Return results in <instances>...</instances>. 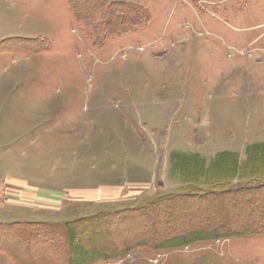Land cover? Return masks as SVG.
<instances>
[{
  "label": "rangeland",
  "instance_id": "obj_1",
  "mask_svg": "<svg viewBox=\"0 0 264 264\" xmlns=\"http://www.w3.org/2000/svg\"><path fill=\"white\" fill-rule=\"evenodd\" d=\"M121 1L151 21L96 48L65 0H0V225L64 232L176 192L195 168L232 164L219 176L237 183L250 154L264 173V0ZM11 249L0 264H17ZM83 264H264V236Z\"/></svg>",
  "mask_w": 264,
  "mask_h": 264
},
{
  "label": "trees",
  "instance_id": "obj_2",
  "mask_svg": "<svg viewBox=\"0 0 264 264\" xmlns=\"http://www.w3.org/2000/svg\"><path fill=\"white\" fill-rule=\"evenodd\" d=\"M65 2L76 23L84 28L85 38L96 48L127 33H138L152 19L150 8L127 1ZM48 46L39 42L34 51ZM250 156L244 180L237 183H233L234 177L219 176L232 171V164L212 167L206 177L195 168L193 181L176 192L75 219L65 224L64 232L43 222L1 224L0 246H13L10 254L17 264H83L114 259L136 247L159 250L217 238L264 236V173L257 172ZM130 219H141L140 225L129 224ZM40 241L42 249H33Z\"/></svg>",
  "mask_w": 264,
  "mask_h": 264
},
{
  "label": "crops",
  "instance_id": "obj_3",
  "mask_svg": "<svg viewBox=\"0 0 264 264\" xmlns=\"http://www.w3.org/2000/svg\"><path fill=\"white\" fill-rule=\"evenodd\" d=\"M74 20V19H73Z\"/></svg>",
  "mask_w": 264,
  "mask_h": 264
}]
</instances>
